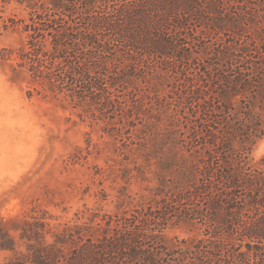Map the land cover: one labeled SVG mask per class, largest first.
Here are the masks:
<instances>
[{
  "label": "trees",
  "instance_id": "16d2710c",
  "mask_svg": "<svg viewBox=\"0 0 264 264\" xmlns=\"http://www.w3.org/2000/svg\"><path fill=\"white\" fill-rule=\"evenodd\" d=\"M19 1L30 19L28 40L16 54L32 85L62 96L116 135L131 137L150 116L174 128L185 119L189 134L179 138L172 129L159 140L175 158L179 179L161 183L124 216L98 222L94 215L51 243L44 223L0 221L1 264H264V168L251 166L245 146L236 148L229 138L240 128L219 129V114L231 116L240 96L249 93V106L234 115L249 118L253 107L264 112V0ZM221 36L227 38L214 46L208 74L201 75L219 86L200 88L188 78L190 112L173 117L158 102L163 78L184 75L194 62L191 50ZM255 53L261 62L252 61ZM144 85L149 91L142 94ZM218 89L212 99L209 91ZM242 135L248 143V131ZM180 224L202 236L169 248L165 232Z\"/></svg>",
  "mask_w": 264,
  "mask_h": 264
},
{
  "label": "rangeland",
  "instance_id": "374dc122",
  "mask_svg": "<svg viewBox=\"0 0 264 264\" xmlns=\"http://www.w3.org/2000/svg\"><path fill=\"white\" fill-rule=\"evenodd\" d=\"M29 19L27 4L0 0V221L6 227L23 222L44 223L51 243L53 236L89 222L94 215L101 222L118 213L128 214L130 207L151 197L161 183L173 186L179 179L175 158L159 140L168 137L172 129L178 130L174 133L179 138L180 133L189 131L185 119L178 124L175 121L174 128L166 118L159 122L150 116L143 123L138 121L131 137L116 135L109 131L111 126L74 109L62 96H51L32 85L28 70L19 67L16 54L28 40L24 26ZM197 35V39L203 37ZM224 38L227 37L202 39L191 50L194 62L188 71L163 78L158 102L168 104L173 117L190 112L186 105L189 99L183 91L188 78L200 88L219 86L217 81L210 82L201 75L209 69L214 46ZM202 47L209 50L208 56L201 53ZM253 55L252 61L261 62L257 53ZM262 85L264 88L263 82ZM148 91L149 86L144 85L142 94ZM218 92L219 89L209 91L212 99ZM242 100L245 105L239 102ZM249 100V93L243 99L240 96L231 116L219 114V129L231 132L233 126L240 128L232 131L229 138L236 148L245 146L251 166L264 168V112L260 114L259 107H253L256 111L250 112L249 118L243 113L234 115L235 110L249 106ZM156 102L154 98L153 104ZM176 111L178 115L174 116ZM243 131H248V143H244ZM140 145L142 153L137 150ZM200 232L195 226L180 224L166 230L164 242L172 249L186 246L202 236ZM5 256L0 254V264Z\"/></svg>",
  "mask_w": 264,
  "mask_h": 264
}]
</instances>
